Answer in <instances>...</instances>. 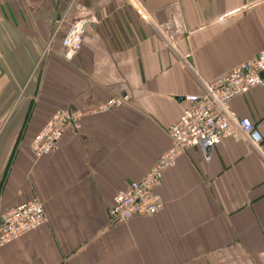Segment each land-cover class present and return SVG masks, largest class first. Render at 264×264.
I'll list each match as a JSON object with an SVG mask.
<instances>
[{
  "label": "crops",
  "instance_id": "0c3cea01",
  "mask_svg": "<svg viewBox=\"0 0 264 264\" xmlns=\"http://www.w3.org/2000/svg\"><path fill=\"white\" fill-rule=\"evenodd\" d=\"M71 1L0 0V217L33 198L47 216L0 248V264H264V87L229 104L259 124V146L236 132L209 160L190 148L154 191L158 213L115 225L109 215L170 147L182 98L264 50V0H75L96 23L65 61L73 13L56 27ZM120 95L125 104L84 117L35 159L30 142L54 112Z\"/></svg>",
  "mask_w": 264,
  "mask_h": 264
},
{
  "label": "built area",
  "instance_id": "2783aa9c",
  "mask_svg": "<svg viewBox=\"0 0 264 264\" xmlns=\"http://www.w3.org/2000/svg\"><path fill=\"white\" fill-rule=\"evenodd\" d=\"M69 12L73 14L61 39L62 58L65 61H71L80 51L85 26L96 23L94 13L73 0L66 14L57 23L56 32ZM159 28L157 31L163 44L174 51L173 35L164 33ZM257 87H264V50L255 58L239 64L227 74L204 85L201 94L184 96L179 119L166 131L170 147L157 158L143 178L131 182L114 196L109 211L111 223L125 224L133 218L150 217L158 213L162 202L154 191L161 184L165 171L172 169L178 156L188 149L200 148L205 159L209 160V151L223 140L233 137L236 132L252 146H259L262 141L259 124L255 125L248 119H239L229 106L234 98ZM127 101V95H120L84 111L57 110L30 142V151L35 159L51 154L67 130L79 129L84 117L119 108ZM46 223L44 204L40 200L33 198L18 204L0 217V248L38 230Z\"/></svg>",
  "mask_w": 264,
  "mask_h": 264
},
{
  "label": "rangeland",
  "instance_id": "374dc122",
  "mask_svg": "<svg viewBox=\"0 0 264 264\" xmlns=\"http://www.w3.org/2000/svg\"><path fill=\"white\" fill-rule=\"evenodd\" d=\"M71 2H73V0Z\"/></svg>",
  "mask_w": 264,
  "mask_h": 264
}]
</instances>
